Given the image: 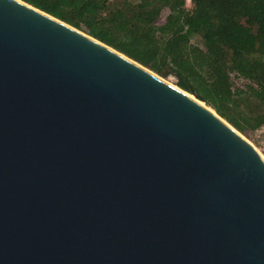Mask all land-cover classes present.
Listing matches in <instances>:
<instances>
[{
    "label": "water",
    "instance_id": "95a60500",
    "mask_svg": "<svg viewBox=\"0 0 264 264\" xmlns=\"http://www.w3.org/2000/svg\"><path fill=\"white\" fill-rule=\"evenodd\" d=\"M0 264H264V159L196 93L0 0Z\"/></svg>",
    "mask_w": 264,
    "mask_h": 264
},
{
    "label": "trees",
    "instance_id": "16d2710c",
    "mask_svg": "<svg viewBox=\"0 0 264 264\" xmlns=\"http://www.w3.org/2000/svg\"><path fill=\"white\" fill-rule=\"evenodd\" d=\"M23 1L173 77L240 132L264 126V0Z\"/></svg>",
    "mask_w": 264,
    "mask_h": 264
},
{
    "label": "rangeland",
    "instance_id": "374dc122",
    "mask_svg": "<svg viewBox=\"0 0 264 264\" xmlns=\"http://www.w3.org/2000/svg\"><path fill=\"white\" fill-rule=\"evenodd\" d=\"M191 6H192V3L187 1V7L190 8ZM165 13H167V12H165ZM165 13L163 14V17L161 19L162 21H164V19H165V15H166ZM169 79H171L170 81L175 84L176 80L173 77H170ZM235 83L237 85H242L243 84V81L240 80V79H236L235 80ZM241 134H243V136L249 142H251L252 145L256 149H258L261 152V154L264 156V126H262L261 128H258L256 130H254V131H251V132H247V133H242L241 132Z\"/></svg>",
    "mask_w": 264,
    "mask_h": 264
},
{
    "label": "bare ground",
    "instance_id": "6f19581e",
    "mask_svg": "<svg viewBox=\"0 0 264 264\" xmlns=\"http://www.w3.org/2000/svg\"><path fill=\"white\" fill-rule=\"evenodd\" d=\"M17 1H19V0H17ZM169 83H171L172 85H174V86H176L174 83H172L170 80H167ZM177 87V86H176ZM188 95L189 96H191L192 98H194V99H196L191 93H188ZM197 100V99H196ZM201 104H203V105H205V106H207L206 105V103H204L203 101H201V100H198ZM213 111V110H212ZM243 135V134H242ZM245 138V137H244ZM247 140V139H246ZM251 143V142H250ZM252 144V143H251ZM255 148V147H254ZM256 149V148H255ZM257 150V152L261 155V157L264 159V156L261 154V152L258 150V149H256Z\"/></svg>",
    "mask_w": 264,
    "mask_h": 264
},
{
    "label": "built area",
    "instance_id": "2783aa9c",
    "mask_svg": "<svg viewBox=\"0 0 264 264\" xmlns=\"http://www.w3.org/2000/svg\"><path fill=\"white\" fill-rule=\"evenodd\" d=\"M188 2H191V0H187ZM192 3V2H191Z\"/></svg>",
    "mask_w": 264,
    "mask_h": 264
}]
</instances>
